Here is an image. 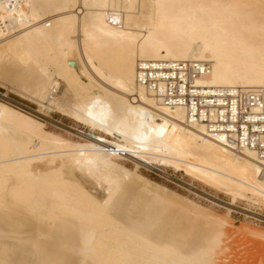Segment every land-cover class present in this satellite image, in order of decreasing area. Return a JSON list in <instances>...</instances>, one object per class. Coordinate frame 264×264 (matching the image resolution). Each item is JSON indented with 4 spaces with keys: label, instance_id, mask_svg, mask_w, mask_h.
<instances>
[{
    "label": "bare ground",
    "instance_id": "bare-ground-1",
    "mask_svg": "<svg viewBox=\"0 0 264 264\" xmlns=\"http://www.w3.org/2000/svg\"><path fill=\"white\" fill-rule=\"evenodd\" d=\"M21 2L17 12L0 3V81L235 197L264 200V159L137 81L141 61H198L212 66L199 84L264 89V0ZM54 77L64 86L49 99ZM130 175L0 101V264H208L209 232H183L162 196L125 187Z\"/></svg>",
    "mask_w": 264,
    "mask_h": 264
},
{
    "label": "rangeland",
    "instance_id": "rangeland-1",
    "mask_svg": "<svg viewBox=\"0 0 264 264\" xmlns=\"http://www.w3.org/2000/svg\"><path fill=\"white\" fill-rule=\"evenodd\" d=\"M5 24L9 25L10 21ZM57 83L64 86L54 77V87L48 89L47 98L58 97ZM0 91L15 105L10 106L42 122L48 133L129 170L131 175L127 183L123 180L125 187L143 200L154 198L155 194L162 196L170 203L168 208L176 214V223L183 232L194 237L208 231L210 237L206 243H209L212 257L208 264H264V200L251 195L252 199L235 197L191 174L174 160L165 159L156 152L143 153L104 132L92 131L69 113L50 107L46 99L40 101L33 94L27 95L17 84L1 80ZM116 150L125 151L126 156L117 155Z\"/></svg>",
    "mask_w": 264,
    "mask_h": 264
},
{
    "label": "built area",
    "instance_id": "built-area-1",
    "mask_svg": "<svg viewBox=\"0 0 264 264\" xmlns=\"http://www.w3.org/2000/svg\"><path fill=\"white\" fill-rule=\"evenodd\" d=\"M11 12L21 10V0H0ZM114 26L118 19H110ZM209 62L141 61L137 81L167 107H183L190 123L204 124L210 133L225 135L235 151L251 149L264 159V89L209 87L199 80L210 74ZM0 91V101L14 105ZM15 106V105H14ZM117 155L126 156L122 150Z\"/></svg>",
    "mask_w": 264,
    "mask_h": 264
}]
</instances>
